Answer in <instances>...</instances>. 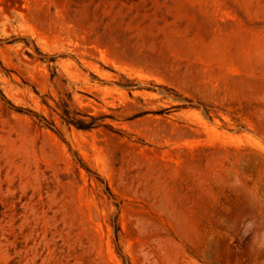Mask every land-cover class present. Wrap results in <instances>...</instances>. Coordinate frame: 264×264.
I'll return each mask as SVG.
<instances>
[{
  "label": "rangeland",
  "instance_id": "rangeland-1",
  "mask_svg": "<svg viewBox=\"0 0 264 264\" xmlns=\"http://www.w3.org/2000/svg\"><path fill=\"white\" fill-rule=\"evenodd\" d=\"M0 264H264V0H0Z\"/></svg>",
  "mask_w": 264,
  "mask_h": 264
},
{
  "label": "trees",
  "instance_id": "trees-1",
  "mask_svg": "<svg viewBox=\"0 0 264 264\" xmlns=\"http://www.w3.org/2000/svg\"><path fill=\"white\" fill-rule=\"evenodd\" d=\"M0 93H1V90H0Z\"/></svg>",
  "mask_w": 264,
  "mask_h": 264
}]
</instances>
